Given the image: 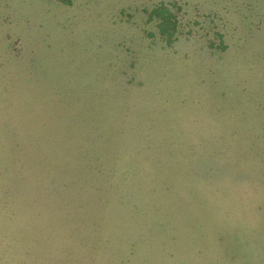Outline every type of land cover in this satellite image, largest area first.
I'll use <instances>...</instances> for the list:
<instances>
[{
  "label": "rangeland",
  "instance_id": "obj_1",
  "mask_svg": "<svg viewBox=\"0 0 264 264\" xmlns=\"http://www.w3.org/2000/svg\"><path fill=\"white\" fill-rule=\"evenodd\" d=\"M0 264H264V0H0Z\"/></svg>",
  "mask_w": 264,
  "mask_h": 264
}]
</instances>
